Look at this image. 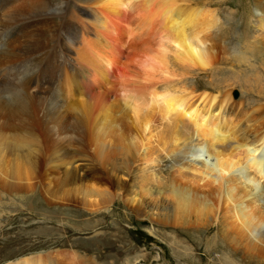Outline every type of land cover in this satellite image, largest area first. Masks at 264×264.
Instances as JSON below:
<instances>
[{
  "label": "rangeland",
  "instance_id": "obj_1",
  "mask_svg": "<svg viewBox=\"0 0 264 264\" xmlns=\"http://www.w3.org/2000/svg\"><path fill=\"white\" fill-rule=\"evenodd\" d=\"M55 1L58 3L60 0ZM139 1L140 0H126L128 4L126 3L124 7L126 10L122 9L123 12L125 11L124 14H122V17L120 16L117 18V16L112 14L108 15V18L111 21L108 28L112 27V37L117 41H112L114 43L113 50L116 48L118 49L115 56H111V59L118 61L119 65L116 75L111 77V84L106 87V90L108 91H103L106 92L107 95H111L107 100L108 106L112 105L113 109H116L115 107L119 106V109L117 110H119V115L123 116L120 117L114 110L115 115L119 118L118 122L121 119L124 121L127 119V121L129 120L128 122L131 123V115L128 113L127 115H129V117L127 118L126 113L123 110V106L129 110L134 107L137 108L138 106V108H141L143 112L141 116H144V118L148 119L150 122L152 120L151 129L149 131L151 134L148 132L149 135L147 134L146 136L148 144L145 148L140 145L139 156L134 162L132 161L133 163L131 162L130 164L132 167L131 170L133 171V179L130 180V182L128 181L129 183L127 182V185L122 187L123 190L121 188H117L110 183V181H108L109 179L105 173L107 171L105 168L108 167L101 168V164L99 166L100 168H97L98 170L95 169V171L97 170L96 173L94 171L95 174L93 172L91 173L89 169L87 171V169L81 168L80 175L84 178V181L76 182L77 184L74 180L72 182L67 181L68 186L65 182H63L65 180L63 170L59 169L58 165H60V163H57L54 160L55 150L60 147H67L66 149L74 152L75 157L81 154L82 149H87L88 151H86L94 156L95 154L93 151L97 150L94 148L100 147L98 151L105 149L102 152H106L107 154H109L108 152L110 151V161L108 159L110 167H112L114 161L117 165L122 164L126 160L125 158L128 157L129 153H126V149L121 152L119 144L116 141L111 142V139L118 141V139H116L118 136L114 137L113 135L112 137L114 138L110 139L111 136L107 135V142L100 145L103 142L100 141V144H96L97 146H94V142H92L93 139L91 141L88 140V138L90 139L93 134L94 136L97 135V131L102 132L99 130L101 129V126L99 125H102L104 121L100 120L104 119V117L110 113V115L114 114L107 105L104 108L105 110L99 112L101 116L98 112H96L98 118L94 119L93 123L91 121L89 122L85 115H79L83 118V121H79L82 123L80 128L82 131L86 132L87 134H85L88 136H86L84 132L80 134L82 132L80 131V128H78L79 133L76 131L75 128L78 126H75L77 125L75 123H78L76 121L78 115L75 113L78 112V110L73 108L79 99V93H73H75V87L78 85L73 87L72 85L70 86L68 79L72 78L73 80H79L82 78L89 81V76L86 74H90L93 77L92 71L95 69H87L84 66H81L84 65V63L76 64L75 62H71L64 52L63 55L66 62L63 65L61 64L60 73L57 75L54 85H21L26 88L27 86L30 87V90L26 91L24 96L26 102H28L30 106L40 103L45 107L43 110L44 112L49 110L51 107H59H56L58 109H56L55 112L47 111L45 113L43 121L48 125L45 129L36 130L34 128L36 135L39 138L42 153L39 152L36 157L38 168L36 171L34 170L35 173L32 180L33 183L31 181L29 184L28 181L26 182L27 179L25 180L22 176V179L25 182H23L20 177H16L14 180V186H9L6 183L7 181L9 182V180H5L3 176H0V264H13L21 259L31 258L33 256L40 257L43 264H225L223 259L225 256L229 257L230 255L234 261H237V264H264V260H259L262 257L260 258L258 255L252 254L253 256L251 255L252 258H250L245 253V246L243 242H241V247L238 248V246L235 245L238 244L236 243L238 240L233 239L238 236L234 235V233H232L229 229H226L225 226L221 227V225H218L219 227H216V225H213L215 226L214 228L208 229L207 225L197 224L194 217H191V223L188 222L187 224L180 223L179 225V223L177 224L174 222L163 223L158 219L159 213L148 212V210H146V213L139 211L136 206H132L128 203L129 201L127 200L130 199L125 200L126 198H130V194H133L131 197L134 195H139L140 197L145 196L144 198L146 200L144 201L150 204L153 203V201H150L151 199L154 200L157 199L158 196L160 197L161 191L166 192L164 193L165 197H163L164 194L162 197L168 199L166 195L170 194L169 186L173 184L175 179L186 183H195V181L199 180V178H196L191 174V172H193V169L196 168H201V170L204 169L203 161L201 160L202 157L203 159H207L208 157V152L204 147V144L200 146L199 144L201 143L196 141V136L192 138L191 141L193 143H191V145L183 144L184 139H187L188 137V133L192 132V122L182 120L174 125L173 120H167L166 116H162L164 115L162 112L164 111V109H162L164 98L160 95L165 92V90L166 93L174 94L184 99H190L193 96L199 95L202 96L204 93L209 95H218V93L225 94V92L226 94L231 93V95H233V99H236L238 103H240V101L243 103L239 106V108L237 107L238 112L235 114V116H237V120H242L243 123L251 119L253 121V123L252 121L251 123L256 124L257 118L263 116L260 112L264 110V55L255 59L249 58L245 60V62L232 61L231 57L221 58L217 65H213L206 69L191 67V65H185L184 67L178 69V67L170 65L169 68L172 66L170 69L168 68V70H165V68H163L164 66H162L164 70L161 69L162 71H159L160 68L158 63L157 65L153 63L158 59L156 56H159L158 54H160L157 52H164L163 50L168 52V59L166 57V61H171L173 56V51L167 47L170 41L162 36L165 31L162 29L163 19L161 15H163V12L161 10L163 9L164 11L166 0H150L153 2H150L149 0ZM80 2L81 4L79 5ZM80 2L79 0H72L69 3L72 5L71 8L75 7L76 9H79L80 7L81 9V7H84L83 9H87L85 7L89 6V4L86 5L87 3L85 1ZM169 2L167 5H171L170 0ZM176 2L184 8H196L204 11L208 10V12L212 11L217 14V18L220 17V22L217 26L218 29L214 31L216 34L213 32L214 42L217 45H222L223 43L230 49V51L232 47H235L238 51H240L241 56H243L247 50L248 53H253V45H255L254 41H257L255 39L260 34L256 25L261 14L258 11L259 8L256 6V0H176ZM129 4L132 8H130ZM75 8L74 10H76ZM149 10H151V12H149ZM89 11L92 14L91 10ZM100 12L106 13L102 8L98 11V14ZM152 12L153 14L151 15ZM206 14L207 13L203 14L204 16L202 15L204 19ZM82 17L91 18V15L80 16L81 19ZM103 18L105 17L103 16ZM204 19L202 20L204 21ZM77 21L72 26L71 32L67 34L68 40L78 38L80 41L79 38L82 36H85L87 39L90 38V36L83 29V26H88L86 21L81 20L79 23ZM106 37L108 38V36ZM92 38L93 36L91 39ZM91 39V42L92 40L95 41V37L92 40ZM100 40L98 39L96 41L97 46H95L96 49L94 50L89 45L82 47L88 55L87 56L85 52L80 51V54L85 53V58L83 57V60L90 59V57L93 59L94 53H98L100 50L104 49L105 42H103L101 38ZM80 43L83 44L84 42L80 41ZM248 45L250 47H248ZM55 47V44H51L46 49V51L49 50L50 52H48L53 54L52 57L54 56V53L57 55L60 54L59 51L62 46H57L56 51L53 52ZM105 51L107 53L109 52L107 50ZM230 51L228 50L226 52L229 56ZM48 52L47 54H49ZM49 61L50 60L45 62L47 63L46 67L51 65ZM146 61L148 62L146 63ZM46 67L39 68L37 71L38 74ZM82 67H84L86 71H84ZM127 69L133 70L134 72L135 70L136 72L139 71L137 74H139L140 71L146 72L141 76L133 74L131 77L133 79L127 78L126 81L124 80L126 78L124 75H126ZM118 72L121 73V76ZM7 74L8 72L6 75ZM148 75H152L151 80ZM140 78L145 80V82H143L142 79L139 80ZM148 79L150 81H147ZM147 83H149V85ZM94 86L96 88L100 87V85H88L90 89ZM41 87H45V89L41 91ZM81 89L83 91L82 94H84L86 88L81 87ZM167 89H169L168 92ZM155 94H158L157 97ZM77 95L78 97L75 98ZM71 96H73L74 99L73 97L71 99ZM89 97L85 95L82 98L80 96L81 99L85 100H81L84 102H88ZM133 100L136 101V103L134 102L135 104L133 103ZM72 103L74 106H72ZM109 103L111 105H109ZM128 106L130 107L128 108ZM60 107L63 108V110L66 109L65 112L63 111V115H65V117L62 122H66V125L68 123L74 126L73 128L70 125H67L66 127L69 129V132L71 129H75L73 132L71 131V135H69L68 132H66L67 134H63L62 132L64 130L62 128H58V131L55 132L56 124L53 119L60 113V111H62ZM258 107H260L259 110H257ZM69 108L74 111L76 110V112L71 111ZM104 114L105 116L102 117ZM100 117L102 119H100ZM124 121L121 123L122 125H120V122H117L121 126L120 127L118 125L121 129L125 124ZM127 121L126 124H128ZM71 122L75 123L72 124ZM129 124L126 125V127L134 132V128H131L133 127L132 123L130 124L131 126ZM83 125L85 127H82ZM173 127H177L176 131ZM49 130L52 133H50ZM230 135L229 139L231 145L228 142L226 143V145L228 144L227 148L225 147L226 145H223L224 147L221 146L226 150H233L234 147L236 134L234 131H231ZM97 136H99V134ZM175 136L177 138L181 137L180 143L177 142L178 140H176ZM84 137L88 138L85 139ZM250 137L253 139V136ZM109 142L111 144H116L113 146V144L111 145ZM176 143L182 147L181 149H178L179 152L178 150H174L177 145ZM103 146H107V148L111 147L112 149H106L103 148ZM200 147L202 153L200 152ZM133 149L136 151L137 147ZM61 151L62 153L65 152L63 150ZM193 151H195V153ZM112 155H114V158ZM32 158H34L33 155ZM144 159L148 160L149 163L144 161ZM7 163H5V165L7 164L9 166L10 161ZM8 170L9 169L7 168H5V170L2 169L5 174ZM109 170L110 169H108V171ZM252 170L253 169H250L248 171H251L249 174L252 173ZM4 172H1L3 173L2 175H4ZM258 177L259 176H257V178ZM183 179L187 181H184ZM203 179L205 178H202V181ZM191 180H194V182ZM258 181H256L255 184L254 182L246 184L250 186V190L256 193V195L258 194V197L256 196V198H260L259 200H262V203H264V180H260V184L258 183L259 185L256 187L255 185ZM63 183H65L66 186H64V188L62 187L64 185ZM95 185H102L103 188L110 187L111 191L114 193L119 192L120 194L122 191L120 194L121 197H117L115 199L112 198V203L105 198L108 204H106V202L104 205H102L103 203L100 201L102 199L93 198V203L97 199L98 203L100 202L98 204L99 206H94L90 201L87 202L88 196L86 194L87 191L94 188ZM87 187L89 188L88 190ZM83 189H86L84 190L85 192H83ZM115 190H118V192ZM148 192L151 194H148ZM83 193L85 194L83 195ZM167 201H171L170 198ZM252 201V204L256 203V199H253ZM150 205L151 207L155 206L152 204ZM167 205L168 207L170 206L169 204ZM255 205H257V203Z\"/></svg>",
  "mask_w": 264,
  "mask_h": 264
},
{
  "label": "bare ground",
  "instance_id": "obj_2",
  "mask_svg": "<svg viewBox=\"0 0 264 264\" xmlns=\"http://www.w3.org/2000/svg\"><path fill=\"white\" fill-rule=\"evenodd\" d=\"M62 1L60 0L58 3H56L57 1L55 0H0V74H1L0 76V169L1 170L0 171L4 172L2 171V169L4 170L5 168L9 169L6 172V174L4 172V175H2L3 173L0 172L1 173L0 176H3L5 180H9V182L8 181L6 182L9 186H14L15 184L14 180L16 179V177L17 178L20 177L22 179L23 176L25 180L27 179L26 182L28 181L29 184L33 180L34 173L38 168L36 157L39 152L42 153V149L40 148L39 138L36 135L35 129L36 130L45 129L48 126L43 121L45 117V113L47 111L55 112V110L58 109L56 107H59V106H56L54 108L51 107L49 110L44 112L43 110L45 107L40 103H38L37 105L30 106L24 98L26 94L25 92L30 90L29 89L30 87L27 86L26 88L21 85H29V84L54 85L56 77L60 73L59 71L61 69V64L63 65L66 62V59L63 55L64 52L71 62H75L76 64L84 63V65L81 66H84L87 69L94 68L95 70L92 71L93 77L90 74H86L89 76V81L82 78L79 80H73L72 78L68 79L70 86L72 85L73 87L75 85H78L77 87H75L74 90L75 93H73V94L79 93L78 94L79 97L78 95L75 96V98L76 97L79 98L78 101L76 100L77 102L74 101L76 102L75 104L76 107L72 103V106H74L73 109L76 108L78 112H76V110L74 111L73 109H71L72 107L69 108L71 111L76 112L75 113L76 115H78V117L76 118V121L78 123L73 122L77 124L75 126H78L75 128L78 133H79L78 128H80L82 125V123L79 121H83V118L80 116L85 115L87 120L93 123V120L98 118L96 112H98L99 114V112L105 110L104 108L108 103L107 100L111 96L106 94V92L108 91L106 90V87H108V85L111 84L112 81L111 77L116 75V72L118 71L117 68L119 63L118 61L116 60L114 61L111 59V56L112 55L115 56V53L116 51H118V49L116 48L115 50H113L114 47L113 42H117V41L114 40L112 37L111 34L112 27L108 28L110 25L109 23L111 22L110 19L108 18V15L112 14L114 16H117V18L120 16L122 17L123 16L122 14H124L125 12V11L123 12L122 9H125L124 7L126 3L128 4V2H126V0L123 1L122 0H79V2L85 1L87 3L86 5L89 4V6L85 7L87 9H83L84 7L83 8L81 7V9L80 7L79 9H76L74 7L76 9L74 10V8H71L72 5L69 3L72 0H62ZM170 1H171V5L169 4L167 5L169 0H166L165 9L164 11L163 9L161 10L163 12V15H161L163 19L162 29L165 31L163 32L162 36L170 41V42L168 41L169 43L167 47L173 51V56L171 61L169 60L166 61V57L168 59V52H166L165 50H163L164 52H157L160 54H158L159 56H156L158 57V59L157 60L155 59L156 61H154L153 63L156 65L158 63L160 68L159 71H162L161 69L163 68H165V70H168L170 65H172L173 67H178V69L184 67L185 65H191V67L206 69L213 65H217L221 60V58L231 57L232 61L245 62V60L249 58L255 59L264 55V0H256L257 1L256 6L257 8H259L258 11L261 14L258 23L256 25L257 26L256 28L260 32V34L255 39L257 41H254L255 45H253V51H252L253 53L251 52L248 53L247 50L246 53L243 54V56L240 55V51H238L235 47H232L230 51V49L227 46H225L223 43L222 45L219 43L221 45L220 46L214 42L213 32L216 29H218L217 26L218 23L220 22L219 19L220 17L217 18L216 16L217 14L213 13L212 11H211L212 13L208 12V10L204 11L202 9L200 10L196 8L195 9L184 8L182 7V5H178L176 0L173 1L170 0ZM80 4L81 2L79 3V5ZM101 8L105 10L106 13L100 12L98 14V11ZM130 8H132L131 5ZM88 9L91 10L92 14ZM77 11L79 12V14ZM149 12H151V10H149ZM153 12L151 13V15L153 14ZM202 13L203 14L207 13L205 19ZM86 15L88 16L91 15V18H87V17H82V19L80 18V16H86ZM103 16L105 18H103ZM202 19H204V21ZM81 20L86 21V23L88 24V26L86 25L83 26V29L90 36V38L88 39L85 38V36L79 38L81 42H84L83 44L80 43L78 38H73L68 40L67 37V34L71 32L72 30L71 28L75 24V22L77 21L79 23ZM105 34L106 36H108V38L105 36ZM92 36L93 38L95 37V41L92 40L93 38L91 39ZM100 38L103 40V42H105L104 49L109 52L107 53L104 49H102L98 53L97 52L94 53L93 59H91L92 57L89 56L90 59L83 60L84 54L86 52L84 51V49H82V47L85 45H89L94 50L96 49L95 46H97L96 41L98 39L100 40ZM90 39L92 40V42L90 41ZM51 44H55L56 47L59 45L62 46L59 51L60 52L59 55L54 53V56L52 57L53 54L49 53L50 52L49 50H48L49 52L46 51L48 46ZM56 47L53 50V52L56 51ZM248 47L250 46L248 45ZM228 50L230 51V56L229 54L226 53ZM80 51H83L85 53L80 54L79 53ZM47 52L49 54H47ZM48 60H50L49 62L51 63V65H48L46 67L47 63L45 62H47ZM147 62L148 61H146V63ZM162 66L164 67L162 68ZM41 67H46V68L38 74L37 71ZM84 67H82V69L86 71ZM126 71H127L126 75H124L123 73L124 77H126L124 80H126L127 78H131L133 74L141 76L146 72V71L145 72L140 71V73L137 74V72L139 71L136 72L135 70L134 72L133 70H129V69H127ZM7 72L8 74L6 75ZM119 75L121 76V73H119ZM149 76L150 75H148V77ZM151 76L149 77L150 80H151ZM142 78H140L139 80H141ZM149 79L147 81H150ZM142 81L145 82V80L143 79ZM147 84L149 85V83ZM88 85H100V87L96 88L94 86L92 89H90ZM81 87L86 88L84 94H82L83 91ZM40 89H42L41 91H43L45 87L44 88L41 87ZM105 90L106 92H103ZM168 90L169 89H167V92ZM85 95L88 97L90 96L89 101L87 100L88 102H84L85 100L80 98V96L83 98ZM157 95L155 94L156 97ZM160 96L164 98V104L162 103L163 104L162 109H164V111L162 112L164 113V115L162 116L164 117L166 116L167 120H173L174 125L177 122H181L182 120L192 122V125L189 124L192 126L191 128L192 132L188 133L187 139H184V142L183 141L182 142L184 145H191V143H193L191 141L192 138L196 136V141H199V143H201L199 145L202 146V144H204V147L208 152L207 159H203V157L202 160L200 159L201 161H203L204 169L201 170V168L200 169L196 168L193 169V172H191L192 175H194L196 178H199V180H196L195 183H186V182H182L181 180L175 179L173 184L169 186L170 194L166 195V197H168V199L170 198L171 201H167L168 200L167 198H163L165 197L164 193L166 192H162V191L160 193V197L158 196L157 199H154L156 201L152 199L150 200L151 202L153 201V203L150 204L155 205L154 207L153 206L151 207L150 204L144 201L146 200L144 198L145 196L140 197L139 195H134L135 197L134 196L131 197V195L133 194H130L129 195L130 198L125 197L126 198L125 200L130 199L127 200L129 201L128 203H130L132 206H136L139 211L146 213V210H148V212L159 213L158 219L161 220V222L163 223L174 222L177 224L179 223V225L180 223L187 224L188 222L191 223L190 218L194 217L197 224L205 225V226L207 225L208 229L214 228L215 226L213 225H216V227H219L220 225L221 227L225 226L226 229H229L232 233H234V235L238 236L237 238H233L235 240H238L236 242L238 244H235L236 246H238V248L241 247V242H243L245 246L244 247L245 253L250 258H252L251 257L252 254L253 255L256 254L260 258L261 257L264 258V203H262V200L261 201L259 200L260 198L259 199L256 198L258 194L256 195V193L250 190V186L246 184V183L251 184L253 182L255 184L256 181L258 180L259 181L262 179L264 180V110H262V112L259 111L263 116L260 115H259L260 117L258 116L259 118H257L256 124L255 123L252 124L253 121L251 119L243 123L242 120H241L242 122L237 120V116H235V114L238 112L237 109L243 103L241 101L240 103H238L236 99H233V95H231V93L230 94L228 93L226 94V92L225 94L218 93V95H214V94L209 95L204 93L202 96L199 95L200 97L192 95L193 96L192 98L184 99L180 96L166 93L165 90V92H163ZM72 97L73 96H71V99ZM136 101L133 100V103L134 102L136 103ZM109 105L111 104L109 103ZM129 107L130 106H128V108ZM108 108L114 114L110 115L111 114L110 113L106 116L104 114L102 116V117L105 116L104 119H102L101 117L100 119L102 120L98 119L100 121H104L102 125H99L101 126V129H99L102 131V132L99 131L101 134L97 131L96 134L97 135L99 134V136L97 135L94 136L93 134L90 139L88 137L87 138L90 141L93 139L92 142H94V146H95L100 141H103L101 144L99 143L100 145L105 144L107 142L106 139L107 135L111 136L110 139L118 136L116 137L118 141L111 139V142L116 141L119 144L121 152L126 149L127 151L126 153L129 152L128 157L126 158L124 157L126 160L120 165H117V163H114L115 162L114 161L112 167H110L109 166L110 151L108 152L109 154H107L106 152H102L105 149L104 150L101 149L102 151L100 150L98 151V149L100 148L99 145H98L99 148L93 147L94 149H97L96 151H93V153L95 154V155L93 154L94 156H92L91 153L87 152L88 151L87 149H82L81 154L77 157H75L74 152H72L69 149H66L67 147L66 148L60 147L55 150L54 160L55 162L60 163V165L58 166L59 169L63 170L65 176L64 177L65 180L63 182H65L67 186H68L67 181L72 182L74 180L75 183L84 181V178L80 175L81 168L87 169V171L89 169L91 173L92 172L94 173L95 169H97L101 164H102L101 168L108 167L105 168L107 169V171L105 170L106 171L105 173L107 174V177L109 179L108 181H110V183H112L117 188L122 189L123 186L127 185L128 181L130 182V180L133 179L134 176H132L133 171L131 170L132 167L130 164L132 161L134 162L135 159L139 156L140 145L144 146V148L147 146L148 141L146 136L151 129L152 120L150 122L148 119L144 118V116H141L143 112L141 108H138V106L137 108L136 107L133 108L132 106L133 109L130 110L124 108L123 106V110L125 111L127 118L129 117V115H131L130 121L133 126L131 128L132 129L134 128L135 131L133 132L128 127H126V125L130 123L128 122L129 120L127 121V119H125L128 122V124H126V121L120 118L122 122L124 121L125 123L121 129L120 125H122L121 124L122 122L121 120H119L120 122L119 125L118 124L119 118L117 115H115V111L119 115L118 112L119 110H117L119 109V106L115 107L116 109H113L112 105L108 106ZM259 108L260 107H258L257 110H259ZM61 109L62 111H60V113L53 119L54 123L56 124L55 132L58 131V128H62L64 130L62 132L63 134L68 132L69 135H71L70 134L71 131L73 132L75 129L73 130L71 129L70 132L68 131L69 129H67L66 127L67 125L70 124L67 123L66 125V122H62L65 117V115H63V111L65 112L66 109L65 110H63V108ZM128 113L129 115H127ZM153 118L155 119L154 116ZM73 127L74 126H72V128ZM82 127L85 126L83 125ZM92 129L94 130L93 127ZM95 129L98 130L97 128ZM80 131H82L81 128ZM231 131H234L236 134L234 140V147L233 150L230 149L226 150L223 147L228 142L230 144L229 138L232 135V133L230 135ZM49 132L52 133L50 130ZM83 132L84 131H82L80 134H82ZM85 133L86 132H84V134ZM113 135L114 137H112ZM250 136H253L254 140L251 139ZM84 138L87 139L86 137ZM180 138L176 137V140H178L177 142L179 143L181 142ZM176 144L177 145L174 150H178L182 148L181 146H179L178 143ZM227 145L225 146L226 148L228 147ZM136 147L137 150L135 151L133 148ZM103 148L106 149L110 148V150L112 149L111 147L107 148V146H103ZM61 150L65 152L62 153ZM193 152L195 153V151ZM200 152H201V147H200ZM32 155L34 156V158H32ZM112 156L114 158V155ZM8 161H10L9 166L7 165ZM144 161L149 163L148 160L146 159H144ZM5 163L7 164L5 165ZM108 169L110 170L108 171ZM250 169H253L251 174H249L251 171L248 172ZM257 176L259 177L257 178ZM202 178L205 179H203L202 181ZM191 181L194 182V180ZM259 181L255 185L256 187H258V185L260 184ZM23 182L25 181L23 180ZM65 183H63L64 185L62 184L63 188L65 186ZM101 187L102 185L101 186L95 185V187L91 189L87 187V190L89 189L86 194L88 196V198L86 197L88 199L87 202L90 201L92 205L99 206L98 204L100 202L98 203L97 201L98 199L93 203L92 202L93 198L102 199L100 201H102L103 204L102 203L101 204L104 205V203L107 202L105 198H107L108 201L112 203V198L115 199L117 197L118 198L121 197L120 194L122 193V191L119 194L118 190H115L118 193H114L111 191L110 187L109 188L108 187L101 188ZM84 190L86 189H83V192H85ZM84 194L85 193H83V195ZM148 194L151 193L148 192ZM251 199L252 200L256 199L257 205H255L256 203L252 204L253 201ZM106 204H108V202ZM167 204H169L170 206L168 207ZM262 258L259 260L260 261L264 260ZM223 262L225 264H237V261L236 260L234 261L231 255L229 257L225 256ZM13 264H43V263L40 257L33 256L31 258L21 259L20 261H17L16 263Z\"/></svg>",
  "mask_w": 264,
  "mask_h": 264
}]
</instances>
